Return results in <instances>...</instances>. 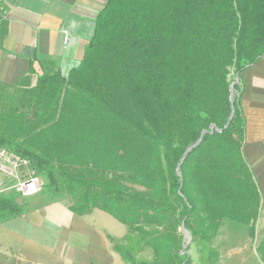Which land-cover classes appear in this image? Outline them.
<instances>
[{
	"label": "trees",
	"instance_id": "obj_1",
	"mask_svg": "<svg viewBox=\"0 0 264 264\" xmlns=\"http://www.w3.org/2000/svg\"><path fill=\"white\" fill-rule=\"evenodd\" d=\"M97 16L67 76L0 81V148L31 161L40 194L119 219L128 243L114 249L129 264H192L182 230L207 250L227 221L255 237L262 200L236 79L264 60V0H108ZM19 197L0 196V228L28 212Z\"/></svg>",
	"mask_w": 264,
	"mask_h": 264
},
{
	"label": "crops",
	"instance_id": "obj_2",
	"mask_svg": "<svg viewBox=\"0 0 264 264\" xmlns=\"http://www.w3.org/2000/svg\"><path fill=\"white\" fill-rule=\"evenodd\" d=\"M108 0H0V81L33 87L41 74L67 76L94 36L98 13ZM65 32L70 35L66 45ZM247 118L244 155L264 201V60L245 72ZM253 92V93H252ZM67 202L31 211L0 228V264H128L110 237L126 230L94 209L80 216ZM264 213V203L262 207Z\"/></svg>",
	"mask_w": 264,
	"mask_h": 264
},
{
	"label": "rangeland",
	"instance_id": "obj_3",
	"mask_svg": "<svg viewBox=\"0 0 264 264\" xmlns=\"http://www.w3.org/2000/svg\"><path fill=\"white\" fill-rule=\"evenodd\" d=\"M244 75H246V73H244L241 76V79L243 80L236 79V83L239 84L242 87V89L246 90L247 84L244 80ZM247 93H248L247 102H250L249 86L247 89ZM256 183L257 186H259L257 180ZM259 190L261 193L260 186H259ZM23 200H25L24 208L28 210L27 213H30L31 211H39L44 209L46 206H50V205L52 206L60 202H62L63 204L67 202L70 205H73L74 203V201L70 197L61 198L59 200L58 199L52 200L46 194H42V193L36 196H29L28 198L24 196L22 197L21 195L19 197V201H23ZM261 200H262V195H261ZM263 203L264 201L262 200V205L259 212L260 217L255 226V230H256L255 237L251 236L250 230H248V228L227 221L221 226L219 230L220 231L219 236L213 241V243H211L210 248L207 250L205 249V246H203V242H198V241L193 242L191 239V243H189L190 239L189 236H187L186 234V240L184 246L185 248H188V253L191 257V260L193 261L192 264H212V261L209 259L210 250H215L218 251L219 253V261H216L215 264H264V254H262L259 250L260 242L264 239V213L261 212ZM121 224L126 230V236L122 237V233L120 232L118 233L117 237L115 238L111 237L112 240L111 239L110 240L113 244V247L128 243L127 240L129 236L128 228L123 223ZM182 231L188 233L184 230ZM140 255L141 258L145 261L153 259V252L151 249L145 250ZM124 262L127 263L126 261Z\"/></svg>",
	"mask_w": 264,
	"mask_h": 264
},
{
	"label": "built area",
	"instance_id": "obj_4",
	"mask_svg": "<svg viewBox=\"0 0 264 264\" xmlns=\"http://www.w3.org/2000/svg\"><path fill=\"white\" fill-rule=\"evenodd\" d=\"M0 13H5V8L1 7ZM69 41L70 35L65 32V44L67 45ZM29 177H39L36 175L31 161L14 151L11 152L5 148H0V196L15 193L21 196L18 182H23ZM40 179L44 190L46 181L44 178Z\"/></svg>",
	"mask_w": 264,
	"mask_h": 264
},
{
	"label": "bare ground",
	"instance_id": "obj_5",
	"mask_svg": "<svg viewBox=\"0 0 264 264\" xmlns=\"http://www.w3.org/2000/svg\"><path fill=\"white\" fill-rule=\"evenodd\" d=\"M18 189L22 197L36 196L43 190L42 182L39 177H29L23 182H18Z\"/></svg>",
	"mask_w": 264,
	"mask_h": 264
},
{
	"label": "water",
	"instance_id": "obj_6",
	"mask_svg": "<svg viewBox=\"0 0 264 264\" xmlns=\"http://www.w3.org/2000/svg\"><path fill=\"white\" fill-rule=\"evenodd\" d=\"M231 89H232V99H233V111H232V116H231V120H232L234 118V116H235V114H234V103H235V99H234V89H235V84L232 86ZM228 125H227V127H228ZM199 142H201V140ZM199 142L197 144H199ZM192 148H194V147L189 148V150H191ZM186 234H187V236H189V239H190L189 243H191V239L192 238L190 237V234L189 233H186Z\"/></svg>",
	"mask_w": 264,
	"mask_h": 264
}]
</instances>
